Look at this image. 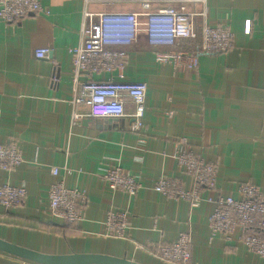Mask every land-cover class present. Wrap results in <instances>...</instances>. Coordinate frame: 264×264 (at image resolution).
Segmentation results:
<instances>
[{
    "label": "crops",
    "instance_id": "1",
    "mask_svg": "<svg viewBox=\"0 0 264 264\" xmlns=\"http://www.w3.org/2000/svg\"><path fill=\"white\" fill-rule=\"evenodd\" d=\"M138 1L41 0L48 15L0 22V144L18 142L23 157L16 168L0 170V185L26 189L20 205L0 206V239L50 256L103 254L166 264L141 247L155 248L190 230L191 264H264L239 241L238 230L209 241L205 202L191 208L152 189L161 175L191 187V177L171 157L174 140L185 137L194 153L216 165L219 193L237 197L244 182L264 193V0H206L208 23H227L233 46L200 55L194 70L157 61L140 34L135 45L122 48L121 70L93 75L146 84L142 125L133 130L130 101L119 118L89 117L87 105L73 104L68 49L80 43L84 8L138 12ZM37 47L49 48V57H34ZM73 112L79 117L72 122ZM113 165L141 181L135 195L109 188L101 174ZM51 167L59 168L67 187L86 194L75 229L61 230L64 222L49 212ZM111 211L126 213L122 238L105 235ZM0 264L42 263L0 250Z\"/></svg>",
    "mask_w": 264,
    "mask_h": 264
},
{
    "label": "built area",
    "instance_id": "2",
    "mask_svg": "<svg viewBox=\"0 0 264 264\" xmlns=\"http://www.w3.org/2000/svg\"><path fill=\"white\" fill-rule=\"evenodd\" d=\"M88 2L89 0H85ZM140 11L89 12L84 8L80 23V43L68 49L71 54L73 104L89 107V117L119 118L125 113L126 101L134 110L131 128L142 125L145 110L146 84L109 78L94 80L93 75L121 70L125 64L122 48L135 45L143 34L148 46L156 51V60L169 62L180 69L194 70L202 54L224 53L233 46V33L227 23L207 21L206 0H139ZM192 5L189 9L188 6ZM195 5H200L195 8ZM41 0H0V22L10 24L26 16L48 15ZM196 19L199 22L196 24ZM34 57H49L50 49L37 47ZM81 74L87 77L80 81ZM79 115L73 112L72 122ZM171 157L189 175L192 185L183 187L175 177L161 175L152 182V189L172 200L187 201L191 208L201 202L209 205L206 215L213 237L228 238L234 230L246 248L264 259V193L251 182L240 183L238 196L221 194L216 188V165L205 161L192 151L185 137H177ZM23 160L19 143L0 144V170L16 168ZM51 183L47 190L49 212L63 222L77 223L83 218L86 194L83 190L67 187L59 176V168L51 167ZM109 188L133 196L141 181L120 165L107 167L101 174ZM203 192L207 196L203 197ZM26 196L23 185H0V206L16 207ZM106 236L122 238L126 228V213L111 211L105 220ZM192 234L178 233L175 240L155 248L141 249L166 264H191Z\"/></svg>",
    "mask_w": 264,
    "mask_h": 264
},
{
    "label": "water",
    "instance_id": "3",
    "mask_svg": "<svg viewBox=\"0 0 264 264\" xmlns=\"http://www.w3.org/2000/svg\"><path fill=\"white\" fill-rule=\"evenodd\" d=\"M0 250L42 264H141L124 257L103 254L50 256L13 245L2 239H0Z\"/></svg>",
    "mask_w": 264,
    "mask_h": 264
},
{
    "label": "trees",
    "instance_id": "4",
    "mask_svg": "<svg viewBox=\"0 0 264 264\" xmlns=\"http://www.w3.org/2000/svg\"><path fill=\"white\" fill-rule=\"evenodd\" d=\"M74 224L75 223H67V222H64V225L62 226V229L61 230H72V229H75L74 227Z\"/></svg>",
    "mask_w": 264,
    "mask_h": 264
}]
</instances>
